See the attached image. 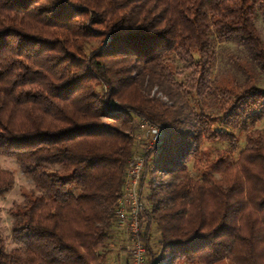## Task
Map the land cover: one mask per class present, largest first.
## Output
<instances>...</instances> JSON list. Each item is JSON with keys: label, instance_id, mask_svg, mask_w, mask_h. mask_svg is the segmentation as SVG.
<instances>
[{"label": "trees", "instance_id": "16d2710c", "mask_svg": "<svg viewBox=\"0 0 264 264\" xmlns=\"http://www.w3.org/2000/svg\"><path fill=\"white\" fill-rule=\"evenodd\" d=\"M257 19L264 0H0V155L32 184L0 264H106L143 122L159 130L139 182L146 264H264ZM214 42L244 50L240 79H212ZM12 185L0 168V195Z\"/></svg>", "mask_w": 264, "mask_h": 264}, {"label": "rangeland", "instance_id": "374dc122", "mask_svg": "<svg viewBox=\"0 0 264 264\" xmlns=\"http://www.w3.org/2000/svg\"><path fill=\"white\" fill-rule=\"evenodd\" d=\"M255 27L259 33V36L264 43V26L260 19H257L255 22ZM93 44H90L89 47H92ZM214 53H215V61L214 67L212 71V79H216L221 82H225L226 80H230L232 78H241V73L237 68L231 65L229 56L235 57H244L245 59V52L241 49L240 46L233 42H226V43H213ZM88 51V47L86 48ZM177 68L180 65H176ZM177 75L174 76L175 82L179 83L183 80V76L185 73L181 74L180 68L178 69ZM183 82V81H182ZM264 76L261 74H257V85L260 88H264ZM164 89H160L157 87H152L149 90V96H153L163 103L167 105L170 104V101L163 93ZM181 96L184 93L180 92ZM179 99H176L175 102L179 103ZM185 103L188 106L195 105L196 107L199 106L200 102L198 100L190 99L188 96L185 98ZM195 103V104H194ZM202 108L206 111H214V108H207L202 106ZM260 129H264V121L259 124ZM138 137L141 138L140 143H142V130H140ZM243 136L239 138L238 147L241 148L243 146L242 142ZM203 149H206L208 153L213 156V152L215 150H227L228 144L221 143V142H214V143H207L204 142ZM190 164H188V168ZM0 168L10 172L13 176V185L12 187L7 190L6 192L0 195V236L4 241L5 250L8 251L15 246H17L16 242L12 239L10 235V224H11V216L9 215L8 211L14 205L20 204L23 200L22 195L23 193L27 192L28 190L32 189V184L28 178H26L21 171L19 170L18 166L15 164L13 159L5 156L0 155ZM117 236V235H116ZM155 238L157 239V234L155 232L152 233L149 247L152 251L155 250ZM124 247H125V239L124 237H115V240L112 242V245L109 246V251L106 255L105 262L106 264H116L118 259L124 257ZM158 264H165L164 261Z\"/></svg>", "mask_w": 264, "mask_h": 264}, {"label": "built area", "instance_id": "2783aa9c", "mask_svg": "<svg viewBox=\"0 0 264 264\" xmlns=\"http://www.w3.org/2000/svg\"><path fill=\"white\" fill-rule=\"evenodd\" d=\"M141 130L142 143L126 162L122 195L113 212V232L125 239L126 264H146L145 248L140 240L143 229L138 222V214L142 210L139 182L143 170V154L155 147L159 140V130L147 122H143ZM138 140L141 141V138L138 137Z\"/></svg>", "mask_w": 264, "mask_h": 264}, {"label": "crops", "instance_id": "0c3cea01", "mask_svg": "<svg viewBox=\"0 0 264 264\" xmlns=\"http://www.w3.org/2000/svg\"><path fill=\"white\" fill-rule=\"evenodd\" d=\"M117 237H121V235L117 236ZM116 264H126V257H121L118 259V262Z\"/></svg>", "mask_w": 264, "mask_h": 264}]
</instances>
